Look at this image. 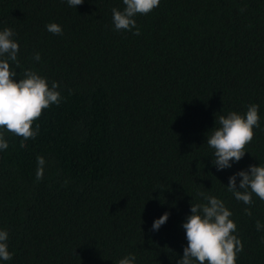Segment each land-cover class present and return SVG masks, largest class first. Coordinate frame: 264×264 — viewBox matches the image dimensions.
Returning <instances> with one entry per match:
<instances>
[{"label":"trees","instance_id":"16d2710c","mask_svg":"<svg viewBox=\"0 0 264 264\" xmlns=\"http://www.w3.org/2000/svg\"><path fill=\"white\" fill-rule=\"evenodd\" d=\"M124 7L0 0V31L19 44L13 79L35 71L58 82L62 98L33 124L35 139L5 132L0 230L13 257L0 264H119L129 254L134 264H177L201 192L232 212L243 244L236 264H264V200L253 194L249 206L227 189L230 176L264 166V0H160L135 17L140 35L115 30L112 9ZM251 104L254 139L218 171L207 137L220 115ZM37 157L46 161L39 181Z\"/></svg>","mask_w":264,"mask_h":264},{"label":"clouds","instance_id":"9594fccd","mask_svg":"<svg viewBox=\"0 0 264 264\" xmlns=\"http://www.w3.org/2000/svg\"><path fill=\"white\" fill-rule=\"evenodd\" d=\"M85 0H67L71 7L82 5ZM123 10L112 9L113 24L117 31H132L140 35L135 17L146 15L157 8L160 0H123ZM47 31L55 35H62L63 29L57 23L46 25ZM15 33L10 28L0 31V151L6 150L9 145L5 132L22 137L24 141L35 139L39 133V125L33 129V124L42 116L43 111L51 105L61 103V93L58 91V82L49 86L46 78L35 71L25 70L23 78L16 82L13 78L17 72L10 67V62L19 68L17 59L19 44L13 39ZM36 61L41 59L40 54L34 56ZM259 105L251 104L247 112L241 115L229 112L227 116L220 115L218 123L207 137V144L214 149V166L217 170L231 168V162H239L245 155L246 147L254 139V128L260 126ZM23 146V144L21 145ZM45 159L37 157L36 179L44 176ZM237 177H240L237 186ZM228 191L232 192L238 201L251 206L252 196L255 194L264 200V166H249L248 170H241L229 177ZM250 190V191H249ZM206 203L191 204V215L183 223L187 246L183 249V256L177 264H236L237 253L243 251V244L233 233L237 225L230 217L232 212L224 202L215 196L199 193ZM245 213L252 215L250 208ZM169 213H164L152 225L153 231H158L166 223ZM260 231L264 225L256 222ZM8 233L0 230V259L11 260L13 254L8 250ZM135 255L129 254L119 260V264H134Z\"/></svg>","mask_w":264,"mask_h":264}]
</instances>
